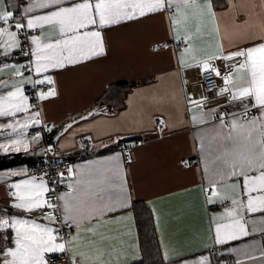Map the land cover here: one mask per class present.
Here are the masks:
<instances>
[{
	"label": "crops",
	"instance_id": "crops-1",
	"mask_svg": "<svg viewBox=\"0 0 264 264\" xmlns=\"http://www.w3.org/2000/svg\"><path fill=\"white\" fill-rule=\"evenodd\" d=\"M31 2L8 0L9 4L21 6L16 13L18 16L23 13V6ZM204 2L196 0L201 5ZM260 2L223 0L220 4L212 0L217 12L215 23L207 16L199 17L195 9H189L187 19L177 16L181 23L174 25L169 13H175V7L122 21L105 29L103 55L49 72L54 77L57 95L40 101L38 108L42 122L54 127L48 131L30 126L26 135L31 138L35 130H41V141L33 144L28 152L0 154L22 153L30 156L33 164H40L45 159L44 151L40 148H44L45 132H48L55 137L52 156L73 161L72 172L76 175H65L60 182L69 187L82 177L107 199L117 191L111 183L115 161L109 158L117 152L122 153L121 169L132 190L131 206L105 212L101 217L93 216L81 223V240L77 244L93 241L84 249L87 251V247H91L93 251L90 255H94L96 248H102L105 264H133L141 257L133 204L142 201L152 209L163 257L165 252L169 257L168 260L164 258L165 264H183L185 260L191 264L201 255L208 256L210 264H236L237 261L239 264H264V255H261L264 253V220L261 219L264 213H243L249 219V235L223 244L215 243L216 224H229L234 219L225 213V209L232 208L231 198L240 195L241 189H234L232 185L240 184L241 180L228 178L218 182L220 196L206 192L209 178H214L212 174L218 163L217 147L214 144L209 147V138L219 124L216 113L223 112L226 122H230L233 117L241 116L243 104L241 100H234L219 111L203 108L204 115H197L196 122L192 119L195 108L201 106L197 102L201 93L192 86L197 82L202 68L199 61L208 55H219L218 42L223 44L225 51H230L236 47L252 46L264 34V15L258 8L245 9L248 22L240 24L235 11L228 9L229 3L259 5ZM41 11L37 9L35 14ZM217 23L219 33L215 31ZM177 28L182 33H191L190 40H176ZM162 42H168V47L160 50L154 47ZM188 43L193 45V49L184 53L182 65L180 56ZM17 52L8 57L0 55V80H20V77L12 75L15 68L11 65L23 64L26 57ZM5 63L9 67L4 68ZM232 72L238 78L235 69ZM24 75L30 73L24 72ZM129 84L131 86L126 88L124 98L119 95L117 101H100L109 87L116 86L110 90L119 94ZM13 86H0V94ZM189 100L195 103H189ZM243 101L254 103L251 97L243 98ZM29 103L32 104L30 98ZM101 103L113 105L116 112L89 116L88 113ZM38 108H30L29 112H35ZM210 110H213L212 118L207 116ZM249 110L256 114L255 107H249ZM25 115L23 112L17 113V118L23 119ZM81 117L87 119L82 120ZM10 119L0 116V124L9 123ZM161 119L163 124L160 123ZM11 132V128H0V142L14 139L15 136L9 135ZM117 135L120 136L119 140ZM89 137L92 139L89 140ZM202 139L204 152L200 148ZM81 144H84L83 148ZM124 147H128L127 153L132 154L131 161H125ZM183 160L188 161L189 165ZM206 165L207 175L204 171ZM29 167L31 165L23 163L0 169V173L9 169H26L11 176L8 181L0 180V208L7 206V190L12 182L30 177H35L36 182H48L45 177L28 174ZM47 187L50 189L49 182ZM62 193L66 192L63 190ZM45 196L52 202L50 190ZM227 201L230 203L224 204ZM37 219L44 222L39 215ZM67 231L69 233L68 228ZM76 232L73 226L71 234ZM232 248L240 250L239 254L229 250ZM89 264H94V261L89 260Z\"/></svg>",
	"mask_w": 264,
	"mask_h": 264
},
{
	"label": "snow or ice",
	"instance_id": "snow-or-ice-1",
	"mask_svg": "<svg viewBox=\"0 0 264 264\" xmlns=\"http://www.w3.org/2000/svg\"><path fill=\"white\" fill-rule=\"evenodd\" d=\"M20 7L19 4H9L8 0H0V55L8 57L18 50L24 56L31 57L26 64L11 65L15 68L12 75L20 77L19 81L0 80L2 87L14 85L11 90L0 94V116L11 117L9 123L0 124V128H11L9 135L15 136L14 139L0 142V152L5 153L28 152L33 144L42 140L41 130H35L31 138L26 135L30 126L48 131L54 127L42 122L41 111L37 105L29 103L24 85L27 83L33 89H38L35 94L39 101L56 96L55 80L49 72L103 55L105 29L108 26L172 7H175V13L170 12L169 16L174 25L181 23L177 16L187 19L189 9H195L201 18L207 16L214 23L217 20L212 0H205L203 5L196 3V0H32L23 6V13L18 16L16 13L20 11ZM257 8L264 15V0L259 5H228L229 10L235 11L240 24L248 22V12L245 9ZM37 9L42 10L40 14H35ZM37 29L39 34H34ZM215 31L220 32L218 23ZM175 33L174 38L178 41L187 42L191 38V33H182L179 28ZM163 47L167 48L168 45L164 44ZM192 49L191 43L184 48L180 56L182 65L184 53ZM217 51L219 55H208L199 63L204 71L221 77V69L213 61L223 59L233 62L238 78L233 76V72H226L222 76L223 86L219 88L218 94L228 93L233 100H241L244 109L240 117H233L230 122H226L223 112H217L218 128L214 129L209 138V147L214 144L219 153L216 156V170L212 174L214 178H209L211 195H221L217 191L218 182L228 178L241 180L240 184L232 185L234 189H241L240 195L231 198L232 208L225 209V213L234 219L229 224L215 226V243L223 244L249 235V219L243 213H264V34L252 46L236 47L230 51H225L223 44L218 42ZM3 67L7 68L9 65L5 63ZM24 71H28L30 75L25 76ZM45 84L49 85L46 90L43 87ZM247 97H251L254 103L244 102L243 98ZM200 99L206 100L208 97L201 95ZM189 103L195 101L189 100ZM33 107L38 110L29 112ZM249 107L256 108V114L250 118ZM20 112L26 113L23 119L17 118V113ZM197 115H204L203 106L195 108L193 122H196ZM207 116L212 118L213 110ZM81 119L86 120L87 117ZM200 122L203 123L204 120L201 119ZM160 123H164L162 119ZM116 138L119 140L120 136L117 135ZM88 139L91 140L92 137ZM80 147L83 148L84 144ZM200 148L201 152L205 151L203 139ZM40 150H53V145L48 143L47 149L41 147ZM109 159L115 161L111 183L117 191L107 199L97 193L89 180L81 177L75 184H69L70 192L59 195V200L63 203L58 210L56 203L50 202L45 196L49 191L47 181L36 182L35 177H30L12 182L7 190V206L0 208V264H50L48 254L54 253H71L69 264H89V260L94 261V264H105L102 248H96L94 255H90L92 248L87 247V251L84 249L94 242L85 241L81 245L77 241L81 240L80 225L84 220L131 206L132 190L121 169L122 153L117 152ZM127 159L131 161V153ZM25 171L26 169H9L0 173V180L8 181L11 176ZM204 171L207 175V165ZM68 173L76 175L71 168ZM63 175L64 173H59L60 177ZM37 214L43 219V223L39 222ZM261 219L264 220V216ZM251 222L255 223L254 220ZM61 226L67 227L69 233L62 235ZM73 226L77 229L75 234H71ZM229 250L238 254L240 251L236 248ZM164 258L169 259L167 252ZM183 264L189 262L185 260ZM191 264H210V260L208 256L201 255Z\"/></svg>",
	"mask_w": 264,
	"mask_h": 264
},
{
	"label": "built area",
	"instance_id": "built-area-1",
	"mask_svg": "<svg viewBox=\"0 0 264 264\" xmlns=\"http://www.w3.org/2000/svg\"><path fill=\"white\" fill-rule=\"evenodd\" d=\"M34 34H39V29L35 30ZM164 44L169 45L168 42H162V43L157 44V45H160V47L157 48L155 47L156 45L154 47L160 50L164 48L163 47ZM17 53L21 56H24L21 51H18ZM29 59H31V57L27 56L23 64H26ZM213 63L215 64L216 67H219L221 69V77H217L214 73L209 74L208 72L204 71L201 68L199 71L198 80L192 86L197 87L201 95L208 97V99L206 100H201L200 99L201 95H200V97H198L197 99L198 100L197 102L201 106H203V108H206V109L211 108V109H216L217 111H219L223 109L225 105L234 101L228 95V93L218 94L219 88L223 86L222 76L226 72H229V71L232 72L234 69V64L232 61H224L223 59L214 60ZM24 72L29 73L28 71H24ZM24 87L26 89L27 95L29 96L32 104L39 106L40 101L37 99L36 94H35L36 91H38V89H33L32 86L27 83L24 85ZM43 87L46 90L47 87H49V85L45 84ZM54 87H55V84H54ZM230 87L231 86L229 85V88ZM95 110L97 111L91 112L93 113V115H95L96 113H115L116 112V109L113 107V105L107 104V103L99 104L97 107H95ZM100 110H103V111H100ZM253 114H255V111L253 110L248 111V116L253 115ZM31 134L32 133H30L29 135ZM48 143H51L53 145L55 143V137H51L48 132H45L44 149H47ZM122 149L126 151L125 161L128 162V159H127L128 147H124ZM50 152L51 150L44 151V155H45L44 161L40 164L34 165L33 167L32 166L29 167L28 174L35 175L38 177H45L48 179L49 186H50L49 190H50L51 201L56 203L58 210H60L61 200H59V195L62 193L63 190L67 193V192H70L71 189L69 187H65V185H63L60 182L62 177L59 176V173L61 172L64 173L63 176L68 175L69 174L68 169L69 168L72 169L73 165H72V162L54 160L50 156ZM183 163H185L186 165H189L188 161L186 160H183ZM206 192L209 193L211 192V190L207 188ZM229 203L230 202L227 201L224 204L228 205ZM61 227H63L62 235L65 233H68L67 227L65 226H61ZM69 257H70V253H54L49 256L50 264H69Z\"/></svg>",
	"mask_w": 264,
	"mask_h": 264
},
{
	"label": "trees",
	"instance_id": "trees-1",
	"mask_svg": "<svg viewBox=\"0 0 264 264\" xmlns=\"http://www.w3.org/2000/svg\"><path fill=\"white\" fill-rule=\"evenodd\" d=\"M218 2L222 4L223 0H216V3ZM130 86L131 84L126 85V87L119 91V94L110 90V88L116 86L109 87V89L101 96L100 101H105L107 99L117 101L119 95L124 98L126 88ZM121 103H123V101ZM32 160L33 159L30 158V156L22 153L0 154V169L23 163H28L29 166L35 165V163H32ZM133 207L135 209V219L142 254L133 264H165L152 209L142 201L135 202Z\"/></svg>",
	"mask_w": 264,
	"mask_h": 264
},
{
	"label": "bare ground",
	"instance_id": "bare-ground-1",
	"mask_svg": "<svg viewBox=\"0 0 264 264\" xmlns=\"http://www.w3.org/2000/svg\"><path fill=\"white\" fill-rule=\"evenodd\" d=\"M53 153H54V146H53V150H51V152H50V156H51L54 160H56V161H64V162H73L72 160H69V159L55 158V157L52 156ZM46 179H47V178H46ZM47 180H48V179H47Z\"/></svg>",
	"mask_w": 264,
	"mask_h": 264
}]
</instances>
